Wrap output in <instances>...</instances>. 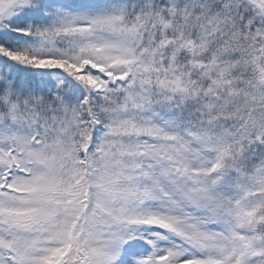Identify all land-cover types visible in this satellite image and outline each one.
Segmentation results:
<instances>
[{"label": "snow or ice", "instance_id": "6c2138e0", "mask_svg": "<svg viewBox=\"0 0 264 264\" xmlns=\"http://www.w3.org/2000/svg\"><path fill=\"white\" fill-rule=\"evenodd\" d=\"M0 264H264V0H0Z\"/></svg>", "mask_w": 264, "mask_h": 264}]
</instances>
